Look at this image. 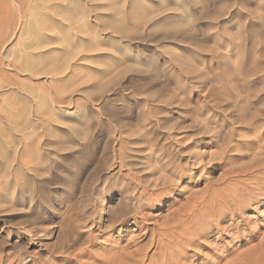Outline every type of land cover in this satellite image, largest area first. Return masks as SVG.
<instances>
[{
  "label": "rangeland",
  "instance_id": "374dc122",
  "mask_svg": "<svg viewBox=\"0 0 264 264\" xmlns=\"http://www.w3.org/2000/svg\"><path fill=\"white\" fill-rule=\"evenodd\" d=\"M148 1L151 5L157 4L159 6L160 1ZM168 1H170L169 3L175 2L174 0ZM203 1L205 5L208 4L206 5L208 8L207 10L211 13V15L208 13L209 15L207 16L206 14L205 18L203 17L200 19L201 21H196V23L190 28L192 33L189 31L190 35H187L190 39L184 37L182 34L181 35L183 37L180 35L181 41L185 40L186 43L181 42L179 36L177 38V40H179L178 42L176 40L174 43H165L162 45V49L167 48V53H173V55L179 54V58L182 59L191 56V64L187 66V68L196 71L197 73L199 72L198 74H206L205 77H207V79L204 84L205 86L199 83V79H196L195 74H191V76H184L183 74L180 75L178 71L175 75H170L166 72V70L163 73L156 75L160 82L165 85H171L172 83L175 87L176 83L180 82L181 84H187L185 85V88H187L188 85V87L191 88V92L189 91L187 97L183 96L181 91L178 90V94L176 92L177 96L175 95V97L167 90L161 93H159L160 91L158 93L155 91L160 96L162 94V97H164L163 100L165 99V103L166 101L168 103H170L169 101H172L171 103L175 102L171 108L173 113H175L173 110H176L177 113L173 114V116L175 117V121L183 123L193 120L194 116L201 111L203 105L208 103L210 104V102L211 104H214V102H217L216 104L221 103L222 99L213 95V91L210 86L213 84L218 93L221 94V92H224L225 88L223 82H227L229 74L230 78L228 77V82H233V79L231 78L233 76L231 73L233 70L228 73L227 71L224 72L222 69L223 65L221 63L226 61L228 63L232 62L231 64L235 66L234 63L236 62L235 69H238L240 64L238 63L239 60L235 59L237 56V58L241 61V57L243 56L246 57L247 55L253 54V52H257L259 54L258 50L260 52L264 51V22L262 21L264 20V16H262V14L264 15L263 0H216L217 2L212 0L211 2L206 1L207 3L205 0ZM221 1H223V3L229 1L227 4L230 5L233 2L234 3L231 6L228 5L227 8V5H222ZM258 1L262 3H259ZM100 3L101 2L97 0L94 4L99 5ZM191 3H189L190 6L187 5L190 9L181 12V15L179 12L175 15L173 12H169V14L165 12L166 14H162L161 16L163 17L161 18L165 17L167 20L172 21L181 19V16H183L185 12L187 13L191 10L198 11L199 7L196 8L195 4L193 2ZM222 6L225 7V10L221 9L223 8ZM169 7H171V5H169ZM180 10L181 9H179V11ZM261 12L263 13L261 14ZM95 14H99V12H95ZM131 14L132 13H129V15ZM179 15L180 17H176ZM157 20L159 19L157 18ZM91 23L97 24L98 22L92 20ZM143 25L145 24L141 23L140 26ZM209 25V28L213 27L210 29L211 31L208 29ZM140 26L137 27V29H140ZM145 26L146 27L143 26V28L147 29L148 25ZM191 34L192 36L195 34V38H192L194 41L196 39V42H193L194 45H192L191 42ZM185 38H187V40L189 39L190 42L186 41ZM260 40L261 42H259ZM154 46L155 45L153 43H150L149 45L144 47L142 46L141 48L146 51H152ZM172 47L174 49L177 47L179 53L176 51L177 48L174 50ZM160 49L161 46L156 47L157 52L162 51V49ZM250 49L253 51H250ZM173 50L175 53L172 52ZM258 54L257 56H259ZM231 59H233V61L235 59L236 61L233 62ZM194 60L198 63V68L193 65ZM177 61L174 62L175 65L173 62L171 63V66L173 67H171L172 69L177 68L175 69L177 71L186 67L182 66L181 62H179L180 65L179 63L178 65L182 67H177ZM107 64L111 65L109 62ZM111 66L109 67L113 69V66ZM82 69L85 70L84 68ZM82 69L81 72H78V75L81 73L79 77L83 75L81 79L86 77L84 75L88 76V74L92 72L86 69V71L90 72L85 74L86 72L84 71L85 73H83ZM237 73L238 72H236L235 75ZM223 74L228 75H226V77ZM98 75L99 73L97 74V77L100 78L101 83L105 82L103 80L107 81L110 77L109 76L105 79L101 74L99 75L100 77ZM236 77L238 76H233L234 79H236ZM224 78L226 80H224ZM229 79L232 80L230 81ZM44 80L45 78L37 77L33 81L30 79L28 81V87H30L29 89L33 90L35 88L36 93L33 92L34 96H31L30 99L32 116L29 133H31L29 134V140H26V142H28L27 144L31 147H29L30 151L33 154H36L37 152L36 155L39 156V158L41 157L40 161L42 160L41 162H43L38 167L35 166L33 171L26 170L28 174H31L29 175L31 178L28 183L32 184L33 188L30 189L26 186L20 185L14 190V181L12 177L13 171L9 168V171H6V177L3 176L5 174V169H0V186H2L0 187V193H4L7 199L11 198V195H14L15 197H13L17 198L6 201L3 194H0V264H236L237 261L241 260L243 255L247 256L248 252L252 248L254 253L260 251L259 247L262 249V246L259 245H263L264 249V244L262 243L264 241V198L262 197L264 196L261 198L258 197L260 198L257 199L258 203L256 202V204L253 203L252 205H247L246 209L242 211L241 214H237L236 217L233 218L232 216L236 213L234 211L236 206L229 209V206H222V204L217 203V201L215 202L213 200V203H211L213 198L210 199L208 193L205 192L210 187H235L237 183L239 185H242L243 183L250 185L249 182L252 178L256 174H261V171H255V174L254 171H252V174H244L236 178L234 176L235 174L233 175L230 172L240 171L245 168L248 163H252L251 154L259 147H261V151H264V130L260 136H255L254 131L252 132L248 129H240L239 133L234 135L233 140L230 143V147L232 149L225 158V162L229 164V166H225V162L219 158L221 157L219 153L220 151L216 145L207 143L209 139H198V143H195L191 140V138H189L192 132H188L187 130L175 131V129L173 131L172 129L169 131V134L172 135V133H174L175 135H178L180 139L183 138L186 142L185 146L193 144L194 148L192 151L190 150L191 152L189 154L196 155L199 152H202L204 155V161L202 158L199 159L198 162V159L194 161L195 159H190L189 154H187L186 158L183 157L185 160L182 161H180V157L176 158L172 172L175 171L176 176H180L183 168L187 170L189 169V173H193L194 175L193 178L178 180L173 185L169 184V187L165 189L167 194L162 191L163 193L160 194V197H156V201H150V199H142L138 201L139 199L137 197L139 195V191L141 190L140 185L142 184L140 181L144 180V174H137L135 170H131L126 161L124 162L122 160L123 164H121L119 153L113 150L114 148H118L117 138H119V135L121 137V135L123 136L125 134L124 132H127L126 128H128L129 125L126 124V121L122 120V116L109 114V110L111 108H108V106L120 107L125 104L129 105V102L125 97H130L129 95H134L135 93L137 94V97L134 95L132 97L133 99H130V102L139 106L143 112V109H147V102H144V100L147 101L146 98H144V96L147 97V94L143 92L142 94H138L136 92H132L131 90L123 91V83L122 85L117 83L115 85L119 86V88H115L117 86L114 85L105 90L99 96L94 95L93 97L92 94H88L89 96L86 94V97L84 94L82 96V93L80 95V93L75 91L73 92V88L76 90V86H72L73 84H70V87H72L73 90L68 88L69 90L67 91L69 93L60 94L63 98L62 103L55 106L53 103L48 102L49 105L47 104V107L44 106L46 108L49 106L52 110L54 108L53 111H55L58 117H60L59 120H57L59 122L58 123L55 120L50 121L46 118L44 120V116L42 115V108H44L43 106L40 107V92L42 91L37 88V84L43 82ZM222 80L224 81L222 82ZM91 86H93V84H87L86 86L82 85L81 88H92ZM44 89H47L46 94L47 96L49 95V98H51L50 96H53L55 93V90L49 87L44 86L43 90ZM114 90L121 91V95L118 97L116 94H113L114 92L117 93ZM109 91L113 92L110 93ZM146 91L147 89H144V92ZM148 91V93L153 92L154 94L151 93L152 95L158 96L154 91ZM107 93L109 95H107ZM143 94L145 95L143 96ZM90 96L91 98L89 99ZM101 96H105L106 99L111 97V100L108 98L107 103L100 99ZM70 97L71 101H69ZM96 97L100 100H94ZM3 98V96H0V108L4 107V110L7 111L8 109L5 108L7 102L4 103ZM78 98H80V101L83 100L82 103L85 101V105H87L89 110L93 113L92 117H90V119L88 118L89 121L87 129L89 130L86 131L88 132L87 135H82L83 133L81 132H79L81 134L78 133V135L76 132L70 131L71 127L73 128L77 125V127H79L82 123L80 120H75V109L77 107V102L75 100ZM123 98L127 101L123 102ZM182 100L188 102L185 103L184 107L182 106V102H184ZM223 101L224 100H222V102ZM165 103L161 104L164 105ZM161 104L159 105L161 106ZM107 109L109 113L106 112ZM211 112L212 113H210L209 116H214V118L217 119L216 121L219 122L218 124H222L223 120H221V115L217 112ZM64 115H73L75 117L72 121L73 123L71 122L69 124L68 120H64L62 117ZM61 117L63 119H61ZM136 118H138V116ZM145 118L144 120H146ZM37 119L40 120L38 121ZM60 121L63 122V125ZM68 124L69 127L67 126ZM74 124L76 125L74 126ZM49 127L53 130L54 134L51 133V129H48ZM22 132L23 131L20 130L15 131V136L17 139L19 138L18 141L20 140V142L23 141ZM58 134H60V136H55ZM64 134L67 137L63 136ZM259 137L260 142L258 139ZM60 141H63V144H68V146L66 144L63 145ZM246 143H256L255 148L252 149L253 152L250 151V148L246 145ZM59 144L60 146L55 147V145ZM17 146L15 147L17 148V151L22 150V144L20 145L18 143ZM63 147L64 149L66 148V150L62 149ZM15 150L12 149V154L17 152ZM26 155L29 158V155ZM248 155L251 158L250 162ZM213 158L216 159L214 160ZM217 158H219V160H217ZM3 160L1 162H3ZM4 161L7 162V159ZM38 168H40L43 172L41 171L42 174L39 173L38 175H35L34 171ZM223 168H225V170H223ZM229 168H231L230 171ZM227 171L231 175L228 174ZM221 173L222 175L226 173L228 174L226 175L228 178L226 177L225 181L222 180L223 182L218 181ZM116 180H118V183L121 186L120 190L123 191L122 195L118 191H112L113 186L116 184ZM260 180L262 181V179ZM213 185H215V187ZM252 186L255 187L254 185ZM135 192L136 194H134ZM204 194H206V197L204 196L206 199L203 197L202 200L201 196ZM196 199L201 200L202 202L197 201ZM204 199L206 201H204ZM202 205L203 207L201 208ZM193 206H196V208ZM204 207L206 209L208 208L207 212L209 210L211 212H208V214L207 212H204V210H206ZM221 207H225L227 213L224 210L226 213L223 215L224 218L220 221V223H218V225H216L215 221L219 220V216H215V210H223ZM197 208L198 211H196ZM193 210H195V212ZM119 212H121L120 215L123 214V217H121L128 221L125 225H122L120 221H118L119 219L116 220V217H120V215H118ZM210 213H212L216 219L213 216H210L209 218L208 215H210ZM200 214H202L205 218L208 217L206 222L214 226L209 228L204 236H196V234L194 236L193 234V237H190L191 234L194 233L192 230L196 231L201 226L200 222L203 218ZM27 216H30L32 220L35 216H41L40 218H45V221L37 222L35 219V221H28L29 224L32 222L30 225L31 227L29 228L25 224L27 222ZM60 219L63 220V223H59ZM194 219L197 220L198 223L194 221ZM180 221L182 223H180ZM192 221L196 223V227L198 226L197 229L194 227L195 223ZM33 222L36 223L34 224ZM193 224L194 226H192ZM174 226L176 229H174ZM70 229L73 231H70ZM178 231L182 234L180 237ZM194 237L196 240H194ZM176 240L180 242V245L184 242V247L183 245H181V247ZM172 249H174V251ZM262 251H260L257 255L252 252V254H254H251L253 259H256L257 256L259 257L257 258L258 261L252 260L253 263L251 262V264H254L255 261L259 264H264V258H262V256L264 257V254H261L260 256ZM259 259L260 261L262 260L261 263ZM108 261L110 262L108 263ZM246 262V260L244 262L239 261V264H244Z\"/></svg>",
  "mask_w": 264,
  "mask_h": 264
},
{
  "label": "bare ground",
  "instance_id": "6f19581e",
  "mask_svg": "<svg viewBox=\"0 0 264 264\" xmlns=\"http://www.w3.org/2000/svg\"><path fill=\"white\" fill-rule=\"evenodd\" d=\"M95 1L97 0H0V96L4 97L3 102L4 103L7 102L5 108L8 109L7 111H5L4 107L0 108L1 111L0 169H5V174L3 176H6L7 175L6 171L8 172L9 168H11V170L13 171L12 177L14 181L13 183L14 190L20 185L32 189L33 185L28 183V181L31 178L29 175L31 174H28L26 170L33 171L35 169V166L38 167L41 163H43L41 162L42 160L40 161L41 157L39 158V156L36 155L37 152L36 154L35 153L33 154L30 151L29 149L30 145H28L27 144L28 142H26V140L27 141L29 140L28 139L30 138L29 134L31 133V132L29 133V127L32 116L30 99L31 96H34L33 92L36 93L35 88L33 90L29 89L30 87H28V81L29 79L33 81L37 77L45 78L43 82L37 84V88L41 89L42 91V92L38 91L40 92V99H41L40 107L42 106L47 107L48 102L53 103L55 106H57L59 103H62L63 98L62 96H60V94L69 93L67 91L69 90L68 88H71V90L74 89L73 92L75 91L77 93H80V95L82 93V96L83 94L85 96L86 94L87 96L92 94L94 97V95L99 96L105 90L111 88V86H114L117 83H119L120 85H122L123 83L122 85L124 88L123 91L131 90L132 92H136L138 94H142V92L147 94V97L144 96L145 94H143L144 98H146L147 100V101L144 100L145 103L147 102L146 104L147 109H143L144 107L142 105L143 112L139 106H136L130 102V99L134 95H136L137 97V94L135 93L134 95H129L130 97L124 96L128 100L129 105L125 104L120 107L113 106L114 108L108 106V108H111L109 110L110 113L108 112V109L106 111L111 115L122 116L123 117L122 120L126 121V124L129 125V127L126 125L128 127L126 128L127 132H124L125 134L123 136L121 135L120 137L119 135V138H117L118 148H114L113 150L119 153L121 164H123L122 160L124 162L126 161L127 165L130 167L131 170H135L137 174H142V175L144 174V178L142 177L144 180L140 181V183L142 184L140 185L141 190L140 191L138 190L139 191L138 193L139 195L137 197L139 199L138 201L142 199H146V200L150 199V201H156V197H160V194L163 193L162 191H164L167 194V191L165 189L169 187V184L173 185L178 180L193 178L194 176L193 173L191 174L189 173V169L187 170L185 168L181 170L180 176H176L175 171L172 172L175 159L180 157V161L185 160L183 157L186 158L187 154H189L194 148L193 144L185 146L186 142L184 141L183 138L180 139L178 135H175L174 133L170 135L169 131H171L172 129L173 131L175 129V131L187 130L188 132H192L189 138H191V140L195 143H198L199 141L198 139H209L207 143L210 144L212 143L216 145V147L220 151L219 153L221 157L219 158H221V160L224 162L227 154H229L230 150L232 149L230 147V143L232 142L234 135L239 133L240 129H248L251 130L252 132L254 131L255 136H260V134L263 133L262 131L264 130V51L260 52L258 50L259 54L257 52H253V54L249 53L250 55H247L246 57L244 56L241 57V61L239 58H237L238 57L237 56L235 59L239 60L238 63L240 64L239 65L240 67L238 69L237 68L235 69L236 62L234 63L235 66L231 64L232 62L228 63L226 61L224 63H221L223 65L222 69L224 72L227 71L228 73L229 71L231 72L233 70V72H231L232 75L233 76L237 75L238 77L234 79L235 77L233 78L232 76L231 78L233 79V82L231 81L232 79L231 80L229 79L231 82H228V77L230 76V74L229 75L223 74L224 76L228 75V77L226 76L227 82L224 81L226 80L225 79L226 77L224 78V80H222V82L224 81L223 84L225 88H224V92H221V94L218 93V91L215 89V87L212 84L210 87L212 88L213 95L216 97H220L224 101L222 102L221 100V103L219 104H216L217 102L211 104L210 102V104L208 103L206 105H203L201 111H199L198 114L194 116V119L189 122L187 121L183 123L180 121H175V117L173 116V114L177 113V111L173 110L175 112L173 113L171 108V106L174 105L175 102L171 103L172 101H169L170 103H168L166 101L165 103L164 102L165 99L163 100L164 97H162V94L161 96L157 94L159 91H160L159 93H161L167 90L170 91L172 95H174L175 97V95L177 96L178 94L177 92L178 90L181 91L183 96L187 97L189 91L191 92V88L188 87L189 85L187 86V88H185V85L187 84H181L180 82H177L174 87L172 83H171L172 86L169 84L165 85L164 83H161L160 80L156 77V75H159V73H163L166 70H167L166 72L170 75L172 74L175 75L178 71L180 75L183 74L184 76L185 75L191 76V74H195L196 79H199V83H201V85L205 84V81L207 79V77H205L206 74L204 73L198 74L199 72L197 73L196 71L187 68V66L191 64L190 63L191 56L185 57L187 60L183 57L185 59L184 60L182 58H179L178 56L179 51L177 47H176L177 49L176 48L175 49L178 52L177 53L178 55L175 54L173 55V53L172 54L167 53L168 51L167 48L162 49V45H164L165 43H174V41H176L181 34L184 37L190 39V37L187 35L189 34V31L191 32L190 28L196 23V21L198 22V20L202 19L203 17L205 18L206 14L207 16L209 14L211 15V13H209V11L207 10L208 8L206 5L208 4L205 5L203 0L201 1L174 0L175 1L174 3H169L170 1L168 0H153L156 2L160 1L159 6L157 4L154 5L149 4L150 2L148 0H98L101 2L99 5L94 4ZM206 1L211 2L212 0H205V2ZM191 2L195 4L196 8L199 7L198 11L191 10L190 12L187 13L185 12V14L181 16V19H176L172 21L167 20L165 17L161 18L163 17L161 15L164 14L165 12H167L168 14L169 12H173L175 15L178 12L180 14L181 12L190 9L188 8L187 5H189V3ZM228 2L226 1V3L225 2L223 3V1H221V4L224 6L227 5L228 8V5L231 6L234 3L233 2L230 5L227 4ZM169 5H171V7H169ZM179 9L181 10L179 11ZM221 9L225 10V7ZM168 10H173V11H168ZM95 12H99V14H95ZM129 13L132 14L129 15ZM262 13L263 12H261V14ZM180 15L176 17H180ZM262 16L264 15L262 14ZM157 18L159 20H157ZM92 20L97 21L98 23L92 24L91 23ZM262 21L264 22V20ZM141 23L148 25L147 26L148 28L144 29L143 26L144 27L146 26L145 25L140 26ZM139 26L141 28L137 29V27ZM209 27L210 25L208 26V29L209 31H211L210 29H212L213 27L211 28ZM181 36L179 38L180 41H181ZM194 36L195 34H193V36L191 34L192 45H194L193 42H196V39L195 41L192 39ZM187 38H185L186 41H189V39L187 40ZM178 41L179 40H177V42ZM181 42H185V40L184 41L182 40ZM259 42H261V40ZM150 43H153L155 45L152 51L150 50L146 51L143 50V48H141L142 46L143 47L147 46ZM160 46L162 51H160L161 50L160 49L159 50L160 52H157L156 47H160ZM174 50L172 52H174ZM251 50L252 49H250V51ZM257 54L259 56H257ZM235 59L234 61H236ZM175 60L176 61L178 60L177 65L179 62H181L182 66H186V67H183L177 71L175 70L177 68L172 69L173 67L171 66V63L173 62L174 64V62H176ZM231 60L233 61V59ZM195 61L196 60H194L193 65L198 68L199 67L198 63H196ZM108 62L111 63L113 69L109 67L111 65L107 64ZM179 65L177 67L179 68L182 67ZM82 68H84L85 70H83ZM81 69L83 70V73L86 72L85 74H87L90 71L92 72L88 74V76L84 75L86 77L84 79H81L83 75L80 77L79 75L81 73L78 75V72H81ZM86 69L90 71H86ZM236 72L238 73L235 75ZM98 73L99 75L101 74L105 79L110 76L108 78L109 80L108 79L107 81L103 80L105 82L101 83L100 78L97 77ZM70 84L71 85L73 84L72 86H76V90L75 88L72 89V87H70L71 86ZM87 84L88 85L93 84V86H91L92 88L89 87L83 88L84 86L81 88L82 85L86 86ZM44 86L55 90L54 95L50 96L51 98H49L48 97L49 95L47 96L46 94L47 89L43 90ZM115 88H119V86ZM144 89H147L146 91L147 93L144 92ZM148 90L154 92L156 91L157 93L156 92L155 93L158 96L152 95L154 94L153 92H151L152 94L148 93L149 92ZM114 91L117 92V93L115 92L113 93L116 94V96L119 97V95H121L120 93L121 91L118 90H114ZM109 92L112 93L113 91H109ZM28 93L30 96L28 95ZM107 95L109 94L107 93ZM91 96L89 97V99L91 98ZM71 97L69 101H71ZM108 98L106 99L105 96H101L100 99L102 101L104 100L105 102H107ZM110 98L109 100H111ZM125 98H123L122 100L123 102L127 101ZM78 99L75 100L77 102L76 103L77 107L75 109L76 118L73 115H68V116L64 115L62 117L64 118V120L66 121L68 120L69 124L73 121L74 118L75 120L78 121L80 120L82 123L79 125V127H77L78 125L73 128L71 127L70 131L76 132L77 134L81 132L83 133L82 135L84 134L87 135L88 132L86 131L89 130L87 129L88 121H89L88 118L90 119L93 113L91 112V110H89V107L85 105V101L82 103L83 100L80 101V98ZM95 99H97V97L94 98V100ZM161 103L162 104L165 103V104L162 105ZM185 103L188 102L187 101L182 102L183 107ZM159 104H161V106ZM46 107L42 108L43 109L42 115L44 116V120L45 118L50 121L59 120L60 117H58L57 113L53 111L54 108L52 110L51 108H49V106H48L49 109ZM211 111L217 112L218 114L221 115L222 118L221 120H223L222 124H218L219 122L216 121L217 119H215L214 116L213 117L209 116L210 113H212ZM137 116L138 118H136ZM62 117L61 119H63ZM144 118L146 120H144ZM61 124L63 125V122H61ZM69 124L67 125L68 127ZM75 125L76 124H74V126ZM19 128H21L22 130ZM48 129L50 130L51 128L49 127ZM18 130L23 131L22 132L23 141L21 139L23 143L20 142V140L18 141L19 138L17 139V137L15 136V131ZM51 131L50 132L54 134L52 129ZM55 136H60V134ZM63 136L66 135L64 134ZM258 139L260 142V137ZM63 141L60 142H62L63 144ZM18 143L20 145L22 144V150L20 151L19 150L17 151V148H15ZM251 143L250 144L246 143V145L250 148V151L253 152L252 149L255 148L256 143L253 144ZM60 144L55 145V147L60 146ZM66 145L68 146V144ZM258 145L261 146L260 144ZM12 149L17 152H14V154H12L13 152ZM62 149H64V147ZM64 150H66V148ZM26 154L29 155V158L27 157ZM263 154L264 151H261V147H259L258 149L255 150V152L251 154L252 160L248 155L250 158L249 162L251 160L252 163L250 164L248 163L247 166L240 171L230 172L233 175L235 174L234 176L238 178L244 174H252V171H254V174L255 171L258 172L261 171V174H256L252 178V180L249 182L250 185L246 183L239 185L237 183L235 187L232 186H227L224 188L210 187L205 192L208 193L210 199L213 198L211 203H213L214 200L215 202L217 201V203L222 204V206L223 205L229 206V209L233 206H236L234 208V211L236 213L235 215L232 216L233 218H235L237 214H241V212L246 209L247 205H252L253 203L256 204V202L258 203L257 199H260L262 196H264V155ZM193 155L189 154L190 159L192 160L195 159L194 161L198 159L197 160L198 162L199 159L202 158L204 161V155L202 154V152L201 153L199 152L194 156ZM219 158H217V160H219ZM3 159L4 160L7 159V162H5ZM213 159L215 160L216 158ZM2 160L3 162H1ZM226 165L229 166V164L225 162V166ZM230 169L231 168H229V171ZM223 170H225V168H223ZM41 171L42 170L38 168L37 170L34 171V174L38 175L39 173H41ZM227 173L223 175L221 173L220 174L221 176L218 181L220 182L225 181L226 177L228 178V176L226 175L230 174ZM260 179H262V181ZM252 185H254L255 187H253ZM213 186L215 187V185ZM120 187L121 186L118 183V180H116V184L113 186L112 191L113 192L118 191L122 195L123 191L120 190ZM0 194H3L6 201H9L10 199L12 200L15 197L14 195H11L12 197L7 199L4 193H0ZM134 194H136V192ZM204 196L206 197V194L201 196L202 200ZM205 199L204 201H206ZM197 201H201V200H197ZM193 207L196 208V206ZM202 207L203 205L201 206V208ZM207 209L204 210V212H207ZM224 210L225 207L223 208V210H215L216 211L215 213L217 215L215 213L214 214L217 217L219 216V220L215 221L216 218L213 216L212 213H210L208 217L210 218V216L211 217L213 216L215 218L214 219L215 224L218 225V223H220V221L224 218L223 215L227 213L226 210H225L226 213L224 212ZM193 211L195 212V210ZM196 211H198V208L196 209ZM208 212L211 211L209 210ZM120 213L121 212H119L118 215H120ZM122 215H120V217L118 218L116 217V220L119 219L118 221H120L122 225H125L128 221L123 219ZM200 215L202 216V214ZM40 217L41 216H35L34 219L37 222H44L45 218H40ZM208 217L205 218L202 216L203 219L200 222L201 225L200 228L196 231L192 230L194 233H192L190 237H193V234L194 236L195 234L196 236L197 235L204 236L205 233L209 230V228H212L214 226L206 222ZM26 218H27L26 220L27 222L25 224L30 228L32 222L30 224L29 222L35 220L34 219L32 220L30 216H27ZM194 221L197 222V220L195 219ZM116 222L115 224H117ZM33 223L35 224L36 222ZM59 223H63V220L60 219ZM180 223L182 222L180 221ZM192 226H194V224ZM194 227H196V223ZM197 228L198 226L196 227V229ZM174 229H176V227ZM70 231L73 230L70 229ZM179 232L180 231H178V233ZM181 235L182 234H180L179 237ZM177 240L176 242L179 244L180 240L179 241ZM194 240H196L195 237ZM262 243L264 244V241ZM259 246H262V249L259 247L260 251L264 250L263 245H259ZM172 250L174 251V249ZM249 252H248L249 255L248 254L247 256L243 255L242 256L243 260L241 258V260L239 261L244 262L246 260L247 264L248 262L249 264H251L252 260L253 261L257 260L259 256H257L256 259H253L252 255H254L255 253L257 255L259 254V252L254 253L253 248ZM252 252L254 254H252ZM262 252L260 253V256L261 254L262 255L264 254ZM262 258L264 257L262 256ZM110 261H108V263ZM239 261H237L236 264H239ZM257 261H255L254 264L257 263ZM261 262L262 260L260 261V263Z\"/></svg>",
  "mask_w": 264,
  "mask_h": 264
}]
</instances>
